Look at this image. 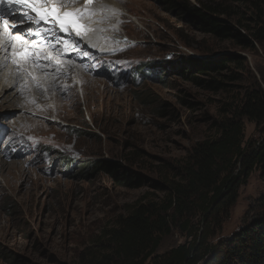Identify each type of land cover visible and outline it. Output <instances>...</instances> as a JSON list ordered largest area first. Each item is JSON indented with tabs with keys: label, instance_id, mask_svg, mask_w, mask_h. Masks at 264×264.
<instances>
[{
	"label": "rangeland",
	"instance_id": "obj_1",
	"mask_svg": "<svg viewBox=\"0 0 264 264\" xmlns=\"http://www.w3.org/2000/svg\"><path fill=\"white\" fill-rule=\"evenodd\" d=\"M186 1L217 5L225 10L218 19L245 37L238 22L255 31L260 16L264 27V0H258L259 13L242 0ZM98 2L102 15L91 16L102 48L87 45L81 52L83 41L72 59L54 60L59 67L45 63L48 70L0 66V264H78L81 252L136 206L164 198L152 181L174 179L191 149L240 113L247 93L264 92V42L213 38L155 0ZM51 54L46 57L53 60ZM213 61L227 62L210 72L191 66ZM150 64L160 79H141L142 65ZM211 80L222 86L209 88ZM243 122L244 144L256 148L264 123ZM66 159L84 167L116 163L142 184L118 185L102 170L85 178L74 170L71 177ZM263 220L264 171L255 167L229 215L218 218L220 230L210 242L225 249ZM184 242L173 228L156 254Z\"/></svg>",
	"mask_w": 264,
	"mask_h": 264
},
{
	"label": "trees",
	"instance_id": "obj_2",
	"mask_svg": "<svg viewBox=\"0 0 264 264\" xmlns=\"http://www.w3.org/2000/svg\"><path fill=\"white\" fill-rule=\"evenodd\" d=\"M155 1L163 3L170 14L188 16L202 33L213 38H232L244 44L264 42L260 16H257L255 31L237 23L246 29L248 37H245L218 19V15H225V10L217 5L202 3L195 7L186 0ZM242 2L251 3L259 13L258 0ZM226 62L220 66L216 61L191 66L198 65L210 72L222 70ZM152 69L154 64L142 65L141 79L151 74L160 79L162 74ZM184 71L178 68L179 73L185 74L187 70ZM207 84L212 89L222 86L213 80ZM244 101L239 114L234 113L219 123L216 136L191 149L183 164L175 168L174 179L166 178L161 183L152 181L154 187L166 192L162 200L136 206L116 227L83 250L78 264H264V220L245 229L228 242L225 249L210 242L220 230L218 218L229 215L240 188L246 185L253 169L259 167L264 171V140L256 148H248L244 144L243 122L246 118L256 126L264 123V92L247 93ZM63 161L71 177L74 170L76 177L83 178L95 170H102L114 176L118 185L137 187L142 184L141 178L116 163L101 162L84 167L72 159ZM173 228L184 236L185 242L164 255H157L162 239Z\"/></svg>",
	"mask_w": 264,
	"mask_h": 264
},
{
	"label": "snow or ice",
	"instance_id": "obj_3",
	"mask_svg": "<svg viewBox=\"0 0 264 264\" xmlns=\"http://www.w3.org/2000/svg\"><path fill=\"white\" fill-rule=\"evenodd\" d=\"M83 15V10L60 11L57 0H0V52L10 51L11 63L18 70L27 64L47 67L45 61L51 57H45L41 48L55 47L61 33L64 38L82 36L86 30ZM85 47L82 45L80 51ZM33 82L37 88L42 87L35 77Z\"/></svg>",
	"mask_w": 264,
	"mask_h": 264
},
{
	"label": "bare ground",
	"instance_id": "obj_4",
	"mask_svg": "<svg viewBox=\"0 0 264 264\" xmlns=\"http://www.w3.org/2000/svg\"><path fill=\"white\" fill-rule=\"evenodd\" d=\"M59 0H57V2H58ZM70 1H73V2H75L76 0H70ZM102 1V0H101ZM83 2V1H82ZM69 10H75V11H77V9H75V8H68ZM91 11H93V14H96V13H98V15H102V11L100 12V5H99V2H98V0H92V3H91V5H86V7H85V9H83V12H84V15H83V20L84 21H86V22H88V23H90L91 24V27H90V29L87 31V33H85V34H83V36L82 37H76V39H78V40H82V41H84L85 43H86V45H88L90 48H92V49H99L101 46H100V43H103L102 42V40L100 41V39L98 38V35L100 34V31H101V29L99 28V27H97V26H95L97 23H98V21L96 20L95 22H94V15L90 18V17H88L87 15H86V13H90ZM99 12H100V14H99ZM97 16V15H96ZM97 22V23H96ZM92 23H93V25H92ZM102 48V47H101ZM101 51V50H100ZM45 57L47 56V55H50V52H45L44 54H43ZM0 66H7V67H9V68H15V69H17V67L15 66V65H13L12 63H11V59H10V51H8V52H0ZM32 67V65H30V64H27V65H25L24 66V69L23 70H20V71H25L26 70V68H31ZM37 69H41V70H48V67H43V66H41L40 68H37ZM31 76V75H30ZM2 84V83H1ZM4 87H7L8 88V85H5V84H2ZM44 89V88H43ZM45 91V90H44ZM46 91H47V89H46ZM28 92V91H27ZM26 92V93H27ZM39 94H41V93H39ZM42 94H43V92H42ZM47 94H49L48 93V91H47ZM36 95V94H35ZM25 96V95H24ZM28 97V96H27ZM26 97V98H27ZM35 99V98H34ZM31 103V102H30ZM36 104V103H35Z\"/></svg>",
	"mask_w": 264,
	"mask_h": 264
}]
</instances>
